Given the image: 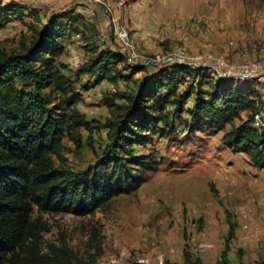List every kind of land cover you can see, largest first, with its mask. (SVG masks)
Masks as SVG:
<instances>
[{
  "label": "rangeland",
  "instance_id": "obj_1",
  "mask_svg": "<svg viewBox=\"0 0 264 264\" xmlns=\"http://www.w3.org/2000/svg\"><path fill=\"white\" fill-rule=\"evenodd\" d=\"M0 4L18 10L0 30V51L7 54L28 47L33 28L49 29L62 15L83 18L67 26L60 38L62 52L54 60L80 94L75 109L90 126L79 131L80 147L62 140L66 168L75 173L88 171L110 145L105 125L119 112L109 105H127L126 97L136 94L140 81L171 75L177 65L196 63L203 68L193 81L178 74L159 92V101L151 102L154 115L162 120L151 125L146 146H134V156L144 157L151 168L135 192L84 216L34 213L44 224L38 252L44 258L32 264H264V171L223 143V135L247 114L214 132L186 110L196 99L201 76L209 83L227 78L229 85L253 92L257 107L252 125L257 114L264 121V74L249 79L224 74L241 64H264L263 0H0ZM112 21L126 31L134 57L117 43ZM81 34L100 51L120 53L128 67L121 71L126 78L99 81L82 72L90 54ZM218 65L221 76L214 71ZM188 86L192 94L178 111L174 103ZM201 92L208 93L204 83ZM200 127L204 132L193 133Z\"/></svg>",
  "mask_w": 264,
  "mask_h": 264
},
{
  "label": "trees",
  "instance_id": "obj_2",
  "mask_svg": "<svg viewBox=\"0 0 264 264\" xmlns=\"http://www.w3.org/2000/svg\"><path fill=\"white\" fill-rule=\"evenodd\" d=\"M17 12L12 4H0V30ZM82 20L81 16L62 15L49 29L33 28L34 38L20 52L0 51V264H32L44 258L38 254L44 224L34 213L84 216L115 197L135 192L151 168L144 157L134 156V146H146L151 125L162 120L154 115L151 102L159 101V92L178 74L193 81L203 71L202 67L177 65L171 75L161 73L140 81L136 94L126 97L127 105H109L119 112L105 125L110 145L88 171L75 173L66 168L62 140L80 147L79 131L90 126L75 109L80 94L73 91L54 60L62 52L60 38L67 26ZM81 37L90 54L82 72L99 81L126 78L121 71L128 67L120 53L100 51L88 37ZM203 83L208 93L201 92ZM51 93L57 94L54 100ZM191 94L188 86L177 97L176 110H182ZM253 96L249 88L229 85L227 78L209 83L201 76L196 99L186 110L193 120L206 121L214 132L246 113L245 121L223 135V143L228 150L245 155L254 169L264 171V130L259 133L252 125L257 107ZM204 130L195 128L193 133Z\"/></svg>",
  "mask_w": 264,
  "mask_h": 264
},
{
  "label": "built area",
  "instance_id": "obj_3",
  "mask_svg": "<svg viewBox=\"0 0 264 264\" xmlns=\"http://www.w3.org/2000/svg\"><path fill=\"white\" fill-rule=\"evenodd\" d=\"M114 33L117 37V43L121 46H123L127 50L128 55H132L134 57V52L132 50L131 45L128 42V36L124 29L119 28L114 21ZM195 67V65H198L196 63H192ZM219 69H221L220 65L214 69V71L218 74V76H221ZM235 71V72H233ZM225 75H238L241 78L249 79L253 76L264 74V64H241L235 67H230L227 69V71L224 73ZM253 127L257 130L264 129V121L260 115H255L254 121H253Z\"/></svg>",
  "mask_w": 264,
  "mask_h": 264
}]
</instances>
